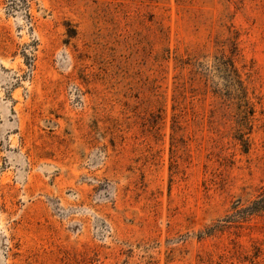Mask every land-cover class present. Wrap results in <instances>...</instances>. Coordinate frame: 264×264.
Wrapping results in <instances>:
<instances>
[{"label": "rangeland", "instance_id": "obj_1", "mask_svg": "<svg viewBox=\"0 0 264 264\" xmlns=\"http://www.w3.org/2000/svg\"><path fill=\"white\" fill-rule=\"evenodd\" d=\"M262 203L264 0H0V264H264Z\"/></svg>", "mask_w": 264, "mask_h": 264}, {"label": "trees", "instance_id": "obj_2", "mask_svg": "<svg viewBox=\"0 0 264 264\" xmlns=\"http://www.w3.org/2000/svg\"><path fill=\"white\" fill-rule=\"evenodd\" d=\"M239 88V94L236 93L235 98L237 99V113L239 116V119L237 121L238 128L236 131V135H234V138L240 143L242 147V151L246 152L248 150V140L246 134L250 132L251 130V124L252 119L254 117V108L252 101L247 97L246 92L244 89L240 86ZM259 199L253 200V202L258 201ZM240 204V199L235 200V210H238V206ZM257 210H264V204L258 205V207H253L250 209V211L247 213V215L257 211Z\"/></svg>", "mask_w": 264, "mask_h": 264}]
</instances>
